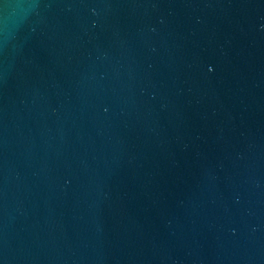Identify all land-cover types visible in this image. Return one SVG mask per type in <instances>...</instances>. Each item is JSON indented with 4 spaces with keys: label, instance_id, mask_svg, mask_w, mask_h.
Instances as JSON below:
<instances>
[{
    "label": "water",
    "instance_id": "95a60500",
    "mask_svg": "<svg viewBox=\"0 0 264 264\" xmlns=\"http://www.w3.org/2000/svg\"><path fill=\"white\" fill-rule=\"evenodd\" d=\"M0 264H264V0H0Z\"/></svg>",
    "mask_w": 264,
    "mask_h": 264
}]
</instances>
